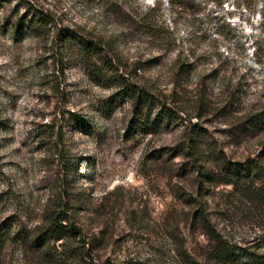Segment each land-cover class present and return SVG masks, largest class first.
Instances as JSON below:
<instances>
[{
	"label": "rangeland",
	"instance_id": "1",
	"mask_svg": "<svg viewBox=\"0 0 264 264\" xmlns=\"http://www.w3.org/2000/svg\"><path fill=\"white\" fill-rule=\"evenodd\" d=\"M21 16L41 27L14 34ZM250 158L264 166V0L0 8V264H247L212 238L264 253ZM62 217L80 235L49 238Z\"/></svg>",
	"mask_w": 264,
	"mask_h": 264
},
{
	"label": "trees",
	"instance_id": "2",
	"mask_svg": "<svg viewBox=\"0 0 264 264\" xmlns=\"http://www.w3.org/2000/svg\"><path fill=\"white\" fill-rule=\"evenodd\" d=\"M12 0H0V8L2 5L5 3H9ZM40 18L38 20H35L33 17L30 18H23L22 16L18 18L17 22L15 23L13 29L14 34H20L26 31L30 33H35L38 31V29L41 27V23H39ZM24 28H26L24 30ZM67 39V45H71V43L75 44L81 50L86 54L89 55L88 53H93L98 54V50L96 47L90 48V45L85 42L82 37L77 33H74L72 35H68L66 37ZM99 74V73H97ZM101 75V74H99ZM115 78H120L122 76H114ZM113 77V79H114ZM124 80V78H123ZM122 92H125V95L130 96L135 100V110H140L141 105L145 106L148 105L149 103V96L145 92V90H142L140 88H136L132 86L131 84L124 83ZM132 86V87H130ZM163 106H160L158 115L161 116L162 118H168L167 114H164L166 111ZM141 111V110H140ZM162 113V115H161ZM258 159V158H257ZM255 158H250L247 160L246 164H243L242 170L239 169L240 171H243L242 174H250L252 172L258 174L263 180H264V166ZM203 212L198 213L196 218L203 219L204 216L202 214ZM46 235L49 238H53L55 240H61L65 236H78L80 235V231L78 228H76L73 224L68 222L67 217H62L59 218V221L57 222H52L47 230H46ZM213 239L214 245L212 246L213 248V254L214 257L220 259L221 261H233V262H241L244 261L247 264H264V253H257L255 251H251L248 248L233 245L226 240L222 239L220 236H215Z\"/></svg>",
	"mask_w": 264,
	"mask_h": 264
}]
</instances>
